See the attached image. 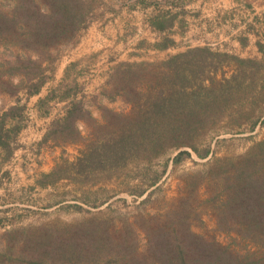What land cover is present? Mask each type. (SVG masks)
Masks as SVG:
<instances>
[{"label":"rangeland","instance_id":"374dc122","mask_svg":"<svg viewBox=\"0 0 264 264\" xmlns=\"http://www.w3.org/2000/svg\"><path fill=\"white\" fill-rule=\"evenodd\" d=\"M50 3L59 6L60 1L0 0V13L13 18L18 4L27 16L47 23ZM64 3L66 8L55 17L58 24L78 28L55 44L50 45L52 38L47 40L49 44L26 45L22 18H13L16 29L9 35L6 31L0 34V73L15 55L30 54L33 59L40 52L49 55L40 63L41 73L39 68L35 70L36 65H30V75L37 76L33 81H43L36 93L28 95L30 82L21 85L16 75L0 76V112L14 105L15 98L24 106L23 127L10 144L13 152L7 157L5 150H0V243L30 241L51 232L54 237L63 231L70 234L79 225L101 227L121 240L115 233L126 237L132 230L129 239L137 236L143 241L144 227L158 228L185 202L195 209L188 222L193 223L194 233L202 235L200 241H217L242 253L251 249L250 241H233L216 228L212 204L205 201L208 195L203 192L208 183L204 173L214 160L240 158L264 139V96L260 99L257 93L264 84V0ZM165 13L172 16L171 26L163 30L152 27V21ZM78 14L82 15L79 25L74 21ZM35 23L30 20L26 26L35 31ZM236 31L254 35L255 55L240 57L231 50ZM169 47L185 48L161 56ZM192 48H207L213 54H195L194 64H201L200 59L211 64L203 68L188 64L185 69L195 85L201 80L207 83L210 76L220 80L250 68L231 57L258 60L262 67L240 77L243 85H251L250 92L235 90L227 102L223 94L217 107L200 114L201 120L193 129L180 125L184 131L177 135L186 143L176 144L163 136L154 154L137 151L117 162L93 161L88 165L84 156L90 148L116 142L123 133L122 120L118 122L114 113L129 112L130 99L143 102L141 96L148 91L154 94L161 76L169 72L160 63ZM220 54L223 56H216ZM127 64L134 66L128 70L122 67ZM118 66L121 68L116 73ZM133 87V95L123 92ZM72 101L80 102L83 114L72 128H64L63 119ZM105 109L115 112L105 116ZM187 114L186 110L182 114L175 111L172 116ZM110 115L115 116L109 120ZM170 127L173 124L165 121L163 133L168 135ZM189 130L192 136L186 134ZM190 143L199 150L209 148L208 156L200 158ZM180 150H188L190 155L174 163Z\"/></svg>","mask_w":264,"mask_h":264},{"label":"trees","instance_id":"16d2710c","mask_svg":"<svg viewBox=\"0 0 264 264\" xmlns=\"http://www.w3.org/2000/svg\"><path fill=\"white\" fill-rule=\"evenodd\" d=\"M55 1H60L59 6L55 3L48 5L51 19H48L47 23L40 22L35 16H27L26 9L16 5L13 18L23 19L22 26L26 28V45L49 44L47 40L54 38L55 41L52 40L50 44L52 45L68 32L72 34L74 29L78 28L76 26L69 29L58 24V19L55 17L62 7L66 8L67 4L64 2L67 0ZM37 12L38 10L35 9L36 14ZM7 16L0 13V34L6 31L5 33L9 35V31L16 29V20ZM30 20L36 21L33 27L35 31L26 26ZM81 20V14L74 18L78 25ZM171 23L172 16L165 13L157 16L156 21H152V27L163 30L169 28ZM259 47L262 49L260 45ZM202 51L206 56L213 55L207 48H192L162 61L160 66L169 72L161 76L158 81L159 87H154V94L148 91L146 96H141L143 102L140 99L137 101L130 99L129 112L114 113L112 109H105V116L114 113L118 117V122L122 120L123 133L116 142L90 148L92 151L84 156L86 163L89 165L93 161L117 162L128 153L137 151L154 154L158 151L159 144H162L163 136H168L176 144L186 143L185 139L182 140V137L177 135L184 131L179 129L181 126H190L193 129L201 120L200 114L214 109L215 105L217 107L223 94H225L223 100L227 102L230 94L235 90L242 88L245 92H250L251 85H243L240 77L252 68L257 71L262 67V64L254 59L231 57L237 64L250 68L237 70L228 78L216 80L210 76L206 78L207 83L201 80L196 85L189 80L185 69L188 64H194V55L201 54ZM203 55L200 58H203ZM36 56V59H33L30 54L26 57L15 55L12 62L7 61L8 66L3 69L0 76L16 75L20 78L21 85L25 81L30 82L28 95L38 92L43 81L41 79L33 81L37 76L30 75L32 72L30 65H36L35 70L39 68L41 73L40 63L43 59H49V55L40 52ZM200 60L201 64H194L199 68L211 64L207 63L206 59L204 62ZM133 66L122 65L127 70L132 69ZM120 68L121 66H118L116 73ZM189 72L194 73L192 69ZM113 75L111 79L116 81ZM19 83L17 85H20ZM117 87L122 86L117 84ZM134 89L135 87L123 92L130 96L134 94ZM257 93L262 99L264 84ZM116 94H120V91H116ZM121 94L123 99L124 94L122 92ZM23 108L20 99L15 98L14 105L0 112V150H5L7 157L14 149L10 144L23 127ZM184 110L188 112L186 116H172L175 111L182 114ZM191 112L192 116L189 115ZM82 114L80 102L72 101L63 119L64 128H72L75 119L80 118ZM115 115H110L109 120ZM165 121L173 124L168 135L163 133L162 125H165ZM186 134L192 136V131L189 130ZM189 146L200 158L207 157L210 152L209 148L199 150L191 143ZM189 155L188 150H180L174 156L173 162L177 163ZM206 176L208 183L203 193L208 195L205 201L212 204L210 210L216 228L230 235L233 241H250L251 249L242 253L217 241H200L202 235L194 233L193 223L188 222V217L195 212V209L182 202L179 205L181 207L174 210L173 215L158 228L144 227L141 230L143 241L137 236L131 241L129 237L132 230L127 231L126 237L122 233H115L122 236L121 240L101 227L79 225L76 231H74L75 227L72 228L70 234L63 231L62 235L54 237L51 232V235L39 234L38 239L31 238L30 241L0 243V264H264V139L257 142L240 158L214 160L213 165L205 171L204 177Z\"/></svg>","mask_w":264,"mask_h":264},{"label":"crops","instance_id":"0c3cea01","mask_svg":"<svg viewBox=\"0 0 264 264\" xmlns=\"http://www.w3.org/2000/svg\"><path fill=\"white\" fill-rule=\"evenodd\" d=\"M221 36L222 35H220V37ZM253 37H254L253 34H249V33L245 34V33H240V32L236 31V35L233 37V39L235 41L232 43L233 46H232L231 50L234 51L240 57L255 55L257 53V49H256V44H255V41H254ZM224 39H227V37H225ZM174 40L176 41V39H174ZM241 40L244 43H242ZM230 44H231V42H230ZM184 48L182 47V48H172L171 49V47H169V48H167L166 50H164L162 52L160 51L161 54H163L161 56H164V54H167V53H172L173 54L175 52L183 51ZM158 54H160V53H158Z\"/></svg>","mask_w":264,"mask_h":264}]
</instances>
